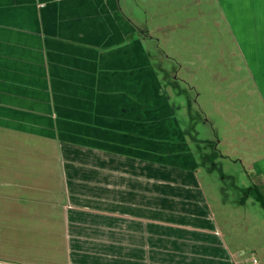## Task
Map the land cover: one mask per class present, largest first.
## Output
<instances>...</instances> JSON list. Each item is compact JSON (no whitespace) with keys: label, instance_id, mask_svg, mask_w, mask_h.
<instances>
[{"label":"crops","instance_id":"crops-1","mask_svg":"<svg viewBox=\"0 0 264 264\" xmlns=\"http://www.w3.org/2000/svg\"><path fill=\"white\" fill-rule=\"evenodd\" d=\"M216 5L217 25L230 32L264 107V0ZM129 23L119 0H0V264H26L3 252L14 256L17 206L33 202L47 206L46 235L63 239V264H239L201 188L188 134L178 148L174 136L169 149L146 146L160 139L162 116L157 103L146 113L143 79L128 83L129 41L142 65L146 54L138 28L130 39L114 36ZM35 157L42 200L27 195ZM250 168L264 190V153Z\"/></svg>","mask_w":264,"mask_h":264},{"label":"rangeland","instance_id":"rangeland-1","mask_svg":"<svg viewBox=\"0 0 264 264\" xmlns=\"http://www.w3.org/2000/svg\"><path fill=\"white\" fill-rule=\"evenodd\" d=\"M119 7L130 23L115 26L114 36L130 39L136 28L144 32L140 36L146 51L143 65L129 41L128 83L143 79L146 113L158 110L152 106L157 103L162 116L160 134H155L160 139L146 140V146L169 149V137L174 136L178 148L185 144L181 136L188 134L199 164L197 177L226 244L239 264H264V208L254 190L259 182L250 174L251 160L264 153V136L250 134L264 128V107L251 93L254 89L243 61H236L230 32L223 23L217 25L216 0H119ZM168 100L181 132L176 125L175 132L168 117ZM150 120L151 115H146ZM33 161L40 166L33 176V196L27 195L42 200L47 196L44 189L40 191L44 166L39 157ZM16 194L23 195V190L17 188ZM42 205L17 206L23 213H18L16 230L11 232L16 251L14 256L3 252L7 258L26 264L65 262L63 239L45 233L51 227L44 220L47 206ZM5 238L10 240V233Z\"/></svg>","mask_w":264,"mask_h":264},{"label":"trees","instance_id":"trees-1","mask_svg":"<svg viewBox=\"0 0 264 264\" xmlns=\"http://www.w3.org/2000/svg\"><path fill=\"white\" fill-rule=\"evenodd\" d=\"M140 30V29H139ZM254 190L258 193V195H259V198H260V200H261V202H262V206H263V208H264V194H262V192H264V190H263V187L262 186H260V185H255L254 186Z\"/></svg>","mask_w":264,"mask_h":264}]
</instances>
